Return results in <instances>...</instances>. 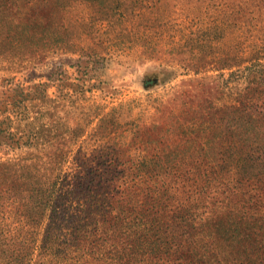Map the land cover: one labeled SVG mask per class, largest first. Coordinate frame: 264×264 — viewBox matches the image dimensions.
Segmentation results:
<instances>
[{"label":"rangeland","instance_id":"374dc122","mask_svg":"<svg viewBox=\"0 0 264 264\" xmlns=\"http://www.w3.org/2000/svg\"><path fill=\"white\" fill-rule=\"evenodd\" d=\"M252 76L264 82V0H0V168L13 164L28 194L29 163L101 170L178 147L195 161L178 167L177 193L206 187L203 230L218 255L263 257L264 174L207 180L183 138L146 135L182 83L204 79L231 101Z\"/></svg>","mask_w":264,"mask_h":264},{"label":"trees","instance_id":"16d2710c","mask_svg":"<svg viewBox=\"0 0 264 264\" xmlns=\"http://www.w3.org/2000/svg\"><path fill=\"white\" fill-rule=\"evenodd\" d=\"M196 81L178 86L146 135L161 128L183 138L204 157L207 180L263 175L264 82L252 76L233 100L220 101L211 97L213 84ZM177 148L137 150V159H111L101 170L77 161L69 169L56 160L29 163L28 194L17 168L2 164L0 264H264V256L218 255L205 238L206 187L178 195L176 171L189 173L195 160L178 158Z\"/></svg>","mask_w":264,"mask_h":264}]
</instances>
